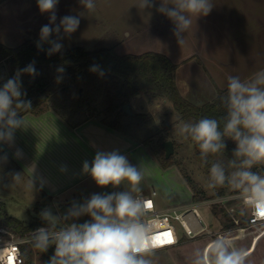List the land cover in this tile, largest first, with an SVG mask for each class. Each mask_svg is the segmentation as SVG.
<instances>
[{
  "label": "rangeland",
  "instance_id": "obj_1",
  "mask_svg": "<svg viewBox=\"0 0 264 264\" xmlns=\"http://www.w3.org/2000/svg\"><path fill=\"white\" fill-rule=\"evenodd\" d=\"M93 3L95 11H89L87 8H79L83 6L80 0H59L55 10L57 19L51 26L55 27L59 24L61 17L72 15L80 18L79 27L72 34L64 33L61 28L59 33L53 32L46 40H41V27L49 24L50 14L40 12L37 0H0V43L14 47L25 40H31L36 46L40 45V50L48 52L54 43L62 45L59 51L82 46L87 50L112 47L119 54H139L147 50L160 52L176 64L174 76L177 86L181 94L196 105L212 101L219 90L227 87L228 76H239L247 81L253 77L254 73L264 69V0H212L214 5L212 11L207 16L193 19L192 27L184 34L183 45L177 43V38L173 34L175 27L168 31L171 32V38L165 40L153 38L143 43L146 34L144 27L149 25L152 17L137 13L141 9V0H129V2L127 0H93ZM129 4L130 13L127 14L126 8ZM72 6L79 8V12L75 14L63 12ZM98 9H101V14H98ZM121 10L126 14L121 13ZM157 16L162 17L161 14ZM94 19L98 20L94 21ZM163 21L165 20L154 24L158 25ZM94 22L101 23L95 27L103 30L102 36L107 31H115L116 39L104 36L94 38V32H92ZM121 28H126L123 34L128 32L132 38L123 37L121 34L119 36ZM134 31L138 32L134 33ZM118 40L121 44H113ZM13 74L10 64L6 60H0V81L7 82L12 79ZM20 75V72H15V76ZM138 98L142 100H133L134 108L153 116L154 131L163 129L164 121L169 124V131L159 132L158 135L162 134L166 140L175 142L172 154L174 160L180 165V167L173 165L166 169L160 167L161 170L157 168L155 171L151 162L142 161L139 170L145 171L147 168L152 184L148 185L141 181L139 187L147 193L155 190L156 195L153 198L159 207L168 203L191 202L193 193L182 175L181 171L184 170L191 178L192 184L206 197L214 196L216 189L208 187L210 178L195 158V143L178 134L177 126L183 121H180L179 113L173 108L172 102L164 96L151 97L147 93H141ZM93 106L96 107L93 115L104 116L102 92L96 95ZM131 130L136 133L133 127ZM158 135L154 137L152 146ZM151 150L149 148L154 160L158 161V156L153 154L158 151L156 148L152 150L153 152ZM13 173H16L14 167L7 160L5 162L0 154V199L4 201L8 215L24 223H28L33 217L42 219L40 213L45 209H50L58 218L59 214L66 217L73 204L82 205L93 194L130 191L127 181L116 187L112 185L100 187L89 176L74 188L71 199L65 200L57 212L51 205H45V208L37 210L35 207L38 202L37 193L28 187V180L22 175L18 183L14 182ZM231 176L225 181V193L242 190V188L233 187L230 183ZM226 207L235 216L244 214L238 212L233 202L227 203ZM197 208L201 216L200 222L203 225L207 223L208 229L191 238L184 236V240L173 247L154 251L152 255L146 257L152 264H196L198 259H202L206 249L216 240H222L229 251H245L250 247L256 235V232H250L251 227L240 233L241 229H235L236 227L233 226L227 232H223V239H219L218 232L226 230L223 229L227 224L223 213L227 211L221 209L213 217L210 206L197 205ZM90 218L88 215H82L79 218L69 217L66 223L81 224ZM171 222L179 231L181 230L177 219H172ZM181 236H183L182 232ZM225 238L231 239L227 243ZM263 244L264 238L258 241L251 253L245 257L244 264H264ZM24 247L29 252L32 250L33 264L42 263L33 243L26 244Z\"/></svg>",
  "mask_w": 264,
  "mask_h": 264
},
{
  "label": "clouds",
  "instance_id": "obj_2",
  "mask_svg": "<svg viewBox=\"0 0 264 264\" xmlns=\"http://www.w3.org/2000/svg\"><path fill=\"white\" fill-rule=\"evenodd\" d=\"M58 2L37 0L40 12L50 14L49 24L41 27V40H46L53 32L59 33L61 28L64 33L72 34L79 27L80 18L72 15L61 17L59 24L51 26L57 19L55 10ZM80 3L89 11H95L93 0H80ZM213 6L212 0H160L156 10L174 23L173 34L177 43L183 45L184 34L192 27L193 19L207 16ZM140 7H156V0H141ZM61 47V44L54 43L48 54L59 51ZM90 70L94 71L95 66ZM21 71L32 76L38 74L34 61ZM20 96L17 79H9L0 88V142L14 144L15 131L25 125L16 109L26 111L30 109L31 102L20 100ZM225 99L227 116L222 131L219 130V120L204 117L195 123L181 122L177 126L178 134L195 142L201 160H205L209 153L217 154L226 148L223 137L232 139L236 143L233 154L241 160L240 170L232 173L230 183L234 188H242L245 203L250 205L255 216L264 219V176L250 171L253 165L264 164V69L247 81L239 76H228L226 97H221L222 103ZM14 155L21 156L22 149L17 148ZM2 159L6 162L7 156ZM231 163L235 164L234 161ZM61 171H66V166H62ZM82 171L100 187H116L127 181L130 191L93 194L86 203L73 204L65 219L88 215L91 220L82 224L68 223L57 230H52L51 225L59 218L50 209L42 210L41 218L49 227H39L30 235L34 248L46 252L55 245L54 254L47 264H152L146 257L153 254L155 247L168 244L171 238L155 234L153 222L146 219L153 202L132 195L141 191L142 171L117 151L97 152L91 163L83 162ZM20 179V173H13L14 182L18 183ZM226 179L223 167L213 163L208 187L223 186ZM35 180L31 176L29 188H34ZM247 255L242 250L229 251L224 242L218 240L206 249L196 264H244Z\"/></svg>",
  "mask_w": 264,
  "mask_h": 264
},
{
  "label": "trees",
  "instance_id": "obj_3",
  "mask_svg": "<svg viewBox=\"0 0 264 264\" xmlns=\"http://www.w3.org/2000/svg\"><path fill=\"white\" fill-rule=\"evenodd\" d=\"M0 60H6L12 67V79H17L21 88L20 100L30 101L31 107L28 110L17 108L19 115L27 112L38 113L50 103V106L58 111L70 116L89 112L93 114L95 108L93 102L99 92L103 94L104 116L103 120L108 126L124 131L128 134L129 128H134V136L158 156L159 166L163 169L170 166L180 167L174 160V155L165 157L162 142L166 140L159 132H168L169 124L162 123L160 131L153 130V116L150 113L135 112L130 115L124 112L122 106L130 102L131 98L139 93H147L151 97H166L172 102L173 108L179 113V119L183 122L195 123L201 118H215L220 121V129L226 121L227 109L226 99L222 103L221 97H226L227 87L218 91L216 97L202 105H196L187 100L180 92L174 72V64L166 55L146 51L139 54L126 53L119 54L112 47H103L95 50H87L82 46H74L65 51L52 52L40 50L31 40H25L17 46L11 47L0 43ZM35 62L37 75L32 76L21 71L29 63ZM95 66V70L92 69ZM62 69V71H58ZM15 72H20L19 77ZM6 82L0 81V88ZM26 93V95H25ZM13 104L15 106L16 100ZM146 137H144V135ZM158 135L157 140L154 137ZM168 140V139H167ZM191 140V139H190ZM226 148L220 153H209L205 160H201L200 150L195 144V158L200 167L210 178V168L213 163L220 164L226 177L240 170V160L234 156L236 143L229 137H223ZM173 143H175L173 141ZM195 143V142H194ZM235 162L233 165L231 162ZM250 171L264 176V165L255 164ZM184 180L190 185L192 201L206 198V196L191 182L189 175L182 170ZM226 182L223 186H216L215 195L225 193ZM233 192L236 190H232ZM46 202L41 201L36 209H41ZM213 213L218 214L221 209L213 206ZM224 217L229 220L226 213ZM244 222V221H243ZM40 225L49 226L46 221L36 217L31 218L28 223H24L13 216L8 215L5 203L0 199V227L7 226L15 232L22 234ZM234 224L230 221L224 229H231ZM59 228L57 223L51 225V229ZM184 236L180 237V241ZM36 249V248H35ZM55 245H51L46 252L37 254L42 260L41 264H47L49 258L54 254ZM23 247V255L26 264H33L31 255Z\"/></svg>",
  "mask_w": 264,
  "mask_h": 264
},
{
  "label": "crops",
  "instance_id": "obj_4",
  "mask_svg": "<svg viewBox=\"0 0 264 264\" xmlns=\"http://www.w3.org/2000/svg\"><path fill=\"white\" fill-rule=\"evenodd\" d=\"M127 1L129 2V0ZM158 3L160 4V0H156V7L141 8L140 11L137 12L152 17L149 25L144 27L146 34L143 43L153 38L160 40L171 38V32L168 31L172 30L175 25L166 16L156 10V8L159 7L157 5ZM82 7L86 9L84 6L79 8ZM79 8L72 6V8L68 7L63 12L75 14L79 12ZM129 10L130 4L129 7L126 8L127 14L130 13ZM126 12L121 10V13L126 14ZM101 13V9H98V14ZM160 14L162 17L159 18L157 15ZM97 20L98 19H94V21ZM161 20L165 21L158 25L154 24ZM100 24L101 23L98 22L93 23L92 32H94V38L104 36L109 39H116L117 35H115V31H107L102 36L103 30L95 27ZM125 30L126 28H121V31L119 30V36L121 34L123 37L132 38L128 32L125 35L123 34ZM137 32L138 31H134V33ZM113 44L119 45L121 43L120 40H118L113 42ZM140 94L141 93L135 95L130 100L133 114L135 112H142L140 109L134 108L135 103L133 102V100H142V98H138ZM21 116L25 121V125L23 128L15 131L14 144L10 145L8 142H0V154L2 157L6 155L7 162L14 167V171L20 173L28 182L31 176L36 178L33 191L37 193V205L41 201H44L46 205L53 206L57 212L65 200L71 199L74 188L90 176L82 171L83 162L88 161L91 163L95 154L99 151H117L119 154L126 156L130 164L136 166L138 169H141L142 161L144 160L146 162H151L155 171L157 168L160 169L158 161L156 159L154 160L149 148L143 145L134 136V132L131 128H129L128 134L124 131L114 129L107 125L103 120V116L90 114V111L72 117L54 110L50 104H47L44 109L38 113L27 112ZM17 148L22 149V155L19 157L14 155ZM62 166H66V171H61ZM141 171L143 173L142 181L151 185L152 178L147 168L145 171L144 169ZM41 181L43 182V187H41ZM140 189L144 192L141 187ZM135 194L136 193H132V195ZM185 203L188 202L168 203L159 208L164 209L168 205ZM43 207L45 208V206ZM218 208L226 211L222 207ZM226 213L230 218L229 220L234 224V220L231 218L230 214L228 212ZM214 216L213 213V217ZM60 219L63 221L67 220L62 214H59L58 221H60ZM225 220L228 224L229 221L226 218ZM243 221L244 219L241 220V224H243ZM227 224L224 227H226ZM235 229L240 228L236 227ZM248 229L249 228L241 229L240 233ZM251 229L252 231L250 232H256V235L250 247L245 250L248 254L255 248L257 242L264 238V225H257L251 227ZM237 237L238 236H236V238ZM229 239L231 238H225L224 240L228 243ZM262 247L264 248V244Z\"/></svg>",
  "mask_w": 264,
  "mask_h": 264
},
{
  "label": "built area",
  "instance_id": "obj_5",
  "mask_svg": "<svg viewBox=\"0 0 264 264\" xmlns=\"http://www.w3.org/2000/svg\"><path fill=\"white\" fill-rule=\"evenodd\" d=\"M154 195H156L155 190H152L149 193L141 191L133 195L137 197H143L153 202V208L148 213L146 219L153 222L155 234L166 235L171 238L168 244L155 247L153 252L177 245L180 241L181 232L183 233V236L191 238L205 232L206 229H208L207 224L203 225L200 222L201 216L199 214L197 205H207L210 207L218 206L224 208L234 220L235 226L240 229L264 225V219L255 216L250 205L245 203L243 190H237L234 192L232 191L222 195H214L185 204L168 205L164 209H161L159 206H157L153 198ZM230 202H233L236 205L238 212L244 214H239L237 216L233 215L226 207L227 203ZM172 219H177L179 221L181 227L180 231L177 226L171 222ZM243 219L244 222L241 224V220ZM90 220L91 218L86 221ZM57 224L59 227H64L67 225L66 221H63L62 219H60V222ZM39 227L49 226L40 225L22 234L15 232L13 229L7 226L0 227V264H26V258L23 255V247L26 244H32V242L29 240V237ZM57 229L58 228L52 230ZM227 231L228 230L226 229L224 231L218 232L217 237L219 239H223V232ZM172 240L175 242L173 243Z\"/></svg>",
  "mask_w": 264,
  "mask_h": 264
},
{
  "label": "water",
  "instance_id": "obj_6",
  "mask_svg": "<svg viewBox=\"0 0 264 264\" xmlns=\"http://www.w3.org/2000/svg\"><path fill=\"white\" fill-rule=\"evenodd\" d=\"M122 109L124 110V112H126L127 114H130L132 115L133 114V111L131 109V105H130V102L128 103H125L123 106H122ZM162 145H163V148H164V151H165V157L168 158L170 155H172L173 151H174V145H173V142L172 140L168 139V140H165L162 142ZM65 220V219H64Z\"/></svg>",
  "mask_w": 264,
  "mask_h": 264
}]
</instances>
